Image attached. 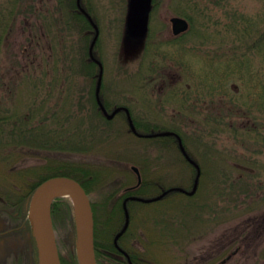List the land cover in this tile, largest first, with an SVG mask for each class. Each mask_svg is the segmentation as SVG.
<instances>
[{
	"label": "rangeland",
	"instance_id": "374dc122",
	"mask_svg": "<svg viewBox=\"0 0 264 264\" xmlns=\"http://www.w3.org/2000/svg\"><path fill=\"white\" fill-rule=\"evenodd\" d=\"M38 1L19 0L18 8L14 9L11 14L10 10L16 5L15 1L0 0V118H5L9 110H15V102H12V105L9 104L11 97L17 96L21 99L22 93H19V88L15 90L19 83L13 82V77H15V72H18L19 66L24 63L25 58L31 55L29 49L34 47L41 52L42 48L50 47L49 35L43 36V39L40 40L42 46L37 45L34 42L35 39L39 34L46 33L47 29L52 30L54 34L55 32L62 33L60 28L66 18L67 10L62 12V21L53 23L56 18H59V14H54L55 9L58 8V2L51 0L48 3H38ZM85 1L91 8L92 17L95 18V23L99 28V38L94 54L103 64L104 98L111 104L113 102L124 103L133 107L134 119L139 122H143L142 117L147 110V102L154 104L157 101H162L165 105L164 112L168 116L172 115L171 120L163 122L164 127H178L188 138L193 134L195 122L178 115L181 109L179 97L189 96L187 100H190L191 92L199 86L200 90L204 89L201 90L199 99H207L208 95L205 92L207 86L204 82L219 79L220 73L231 67V62L233 65L236 63L239 65L238 62L242 61L245 66H248L249 73L251 70H261L264 66L259 57L264 55V48L262 47V52L259 51L260 55L255 48L260 45L262 36H264V0H153L154 8L150 15L149 31L146 35H136L128 30L127 18L130 0ZM29 8L35 10V15L31 14L33 15L31 16L28 13ZM40 11L46 14L53 13L54 20H51L52 23L47 29L39 18ZM172 16H181L190 22L189 31L181 38L177 39L172 36L170 23ZM240 28L243 30L241 31ZM241 33H243L242 36ZM65 35L67 36L65 40L67 41V58L64 60L65 65H61V68L67 75L73 68L74 58L78 62L80 61L81 55L85 53L86 45L83 40L81 41V35L72 30L68 24ZM197 35L202 37H197ZM53 36L51 35V38ZM60 39L61 37H59V42ZM32 42H34V46ZM255 42L258 44L255 45V49H251ZM229 49L232 50L231 54L227 52ZM45 52L49 53V49H46ZM226 52L227 54L224 56ZM230 55H232L231 61L226 64L225 60ZM41 60L42 58L39 62ZM50 62H53V59ZM53 66V63H49L46 69L49 75L52 74ZM73 69L79 73L80 66ZM41 70H45V68L42 67ZM233 72L238 73L239 71L234 70ZM97 74L99 75V69ZM74 83L78 84L77 86H84L85 79L82 72L76 74ZM229 83L236 85L238 87V91L235 90L236 93L238 94L240 91L239 94L243 96L241 90L247 86L242 77L235 74L231 76ZM6 87L8 88L6 89ZM175 89H177V95L173 96ZM182 91L186 92L183 96L179 94ZM232 92L234 93V90ZM185 103H187L185 110L192 112L193 102ZM20 107L24 111L28 110L27 105L20 104ZM153 110L155 114L158 113L155 107ZM184 115L188 116L186 112ZM157 117L159 118V116ZM101 122H103L102 119ZM231 123L233 127H239L240 121L232 119ZM218 127H225V125ZM101 132L104 137L96 136L97 141L92 144L90 150L74 153L69 151L70 149L50 150L46 147L47 150H44L35 145L30 147L20 142L7 146L0 144V197L8 194L13 198L10 200L14 201L17 199L16 195L22 184L29 185L40 180L58 170V164L70 161L92 164V167L101 168L107 172L106 176L98 179L97 184V180H91L93 192L89 194V197L91 203L93 201L98 208L100 207L99 202L115 186L120 187L115 195V198H118L128 185L135 184L136 175L132 166L141 167L145 178L154 180L162 178L167 182L182 178V180H189L194 174L190 167L188 168L182 163L179 165L178 150L160 152L152 140L136 137L130 125L123 119L115 118L107 124L104 123L101 131H98L97 134ZM10 133H13L11 128L0 129V134H5L9 140L12 139ZM109 135H111L110 138ZM68 136L71 137L72 133ZM228 138L229 136L225 135L223 140H226L227 143ZM187 142V145L191 147V140H187ZM202 166H206V164L202 163ZM109 168L114 169L112 173L108 170ZM221 170L223 172V168ZM207 172L208 169H203L205 175ZM223 175L224 179L228 178L225 174ZM233 175H238V171L233 170ZM245 175L247 176V174ZM103 180L110 183L105 182V185H102ZM128 182L130 183L128 184ZM216 184L219 194L227 193L224 183L216 181ZM251 184L252 182L248 180L246 186H249L247 189L250 192ZM242 188L238 182L233 186L232 193L239 194ZM253 188L258 191L261 189L255 186ZM253 193L255 192L253 191ZM182 196V194L173 191L171 192L172 203L158 200L136 204L137 213H144L136 215L133 220V222L135 221L133 226H138L144 231L139 240L146 241L147 220H143L145 216L159 217L160 209L162 213L167 212L171 217H180V213L186 211L183 213L185 223L187 226L193 224V209L183 211L179 209V199L188 200ZM31 201L32 194L24 201V209L30 210ZM59 202L60 206L66 202L71 204L69 199L67 201V199L59 198ZM111 204L109 201L104 206L106 216L111 213ZM1 205L5 206L6 204L2 203ZM59 212L62 216L64 215L63 209H60ZM68 214V212L65 214L66 218L59 216L54 222V228L59 242V251L62 254L61 259L71 261L76 252L77 231L75 230L76 217L74 219L73 216L70 222ZM0 215L5 216L3 211H0ZM108 216H104L102 219L108 220ZM139 216L142 218L139 219ZM28 224H30V231L35 235L32 224L27 222V226ZM6 226L10 228L9 223H6ZM27 226L24 229L23 238L19 235L12 242L7 243L11 236H0V264H31L29 257L31 254L33 258L35 256L34 242L32 241L34 238H32V233L27 232L28 239H26ZM11 245L13 249H11ZM2 254L3 257H1ZM248 255L247 264H259V261L264 264V251L250 250ZM169 261L170 259L163 254L162 262L169 264Z\"/></svg>",
	"mask_w": 264,
	"mask_h": 264
},
{
	"label": "flooded vegetation",
	"instance_id": "af4514ba",
	"mask_svg": "<svg viewBox=\"0 0 264 264\" xmlns=\"http://www.w3.org/2000/svg\"><path fill=\"white\" fill-rule=\"evenodd\" d=\"M50 1L40 0L38 3ZM65 1V4H71L70 0ZM153 8L154 6H152V10ZM77 11L81 13L79 10ZM68 12L70 13L67 10ZM240 30L243 29L240 28ZM185 34L179 36L172 34V36L178 39ZM197 37L202 36L197 35ZM257 44L255 42L251 49ZM262 47L264 48V36H262L260 45L255 47L258 54L259 51L262 52ZM227 52L231 54L232 50L229 49ZM239 55L243 57L241 54ZM230 57L232 55L225 60L226 64L230 63ZM259 57L264 65V55ZM244 64L241 61L239 65H233L231 62V67L223 70L219 79L204 82L207 86L205 90L208 95L207 99H199L201 90H204H200L199 86L191 92L190 100H187L189 96H183L185 91L179 93L183 97H179L181 109L178 115L195 122L193 134L188 138L178 127H164L163 122L171 120L172 115L168 116L164 112L165 105L162 101H157L154 104L147 102V110L142 117L143 122L138 121L146 132H139L140 135L133 134L139 139L152 140L157 150L162 153L172 149L178 150L179 165L182 163V165L190 167L194 174L189 180H182V178L170 182L162 178L158 180L145 178L146 182H143L142 178V182L137 188H135V184L128 185L120 197L111 196L109 198L111 203H122V211H117V227L120 226L121 220L124 218L122 226L118 230L117 227L115 228L113 239L125 224L124 202L127 203L129 209L130 224L126 232L120 236L118 246L112 242L111 252L106 255L100 254L104 263L166 264L162 262V256L165 254L170 259L169 264H247L248 251H264V66L261 70H251L249 73L248 66ZM234 70L239 72L234 73ZM235 74L242 77L247 86L241 90L243 96L239 94L240 91L238 94L236 93L238 91L236 85L229 83L231 76ZM172 95H177V89L173 91ZM191 101L193 102L192 112L185 110L187 107L185 102ZM121 106L128 109L134 121L135 113L133 107L129 105L118 103L114 107L107 108V111L112 112ZM153 107L157 109L158 113L155 114ZM185 112L188 116L184 115ZM115 118L123 119L129 125V116L125 109L120 110L113 119ZM232 119L240 121L239 127H233ZM219 125H225V127H218ZM176 126L178 125L176 124ZM163 131H172L175 135H170L171 138L166 136L147 137L150 134ZM176 135L181 138L185 152ZM225 135L229 136L227 143L226 140H223ZM187 140H191V147L187 145ZM202 163H205L206 166H202ZM203 169H208L207 175L203 173ZM217 169L220 172L216 171ZM233 170H237L238 175L232 176ZM134 173L136 175L135 171ZM223 174L228 178L224 179ZM198 175L195 193L187 194L188 191L194 189ZM136 180L139 179L136 177ZM248 180L252 182L251 192L247 189L249 186H246ZM216 181L224 183L226 194H219L216 190V186H218ZM238 182L243 188L239 194H233L232 188ZM253 186L260 187V191L254 189ZM173 188L183 189V191L176 192L188 200L179 199V209L182 211L193 209V224L187 226L185 223L183 213L186 211L181 212L180 217H171L169 213H162L160 209L161 217L145 216L143 220H147L146 241L139 240L144 231L138 226H133L135 224L133 220L136 215L144 214L137 213L136 204H142V202L129 200V198L136 195L135 193L139 189L145 192L149 198H155ZM125 192H130V194H125ZM171 192L173 191L164 195L160 200L172 203ZM104 212V207H101L99 214L102 215ZM141 218L139 216V219ZM99 226V236L105 240L107 224L102 219ZM102 240V244H105L103 247H106L107 241ZM105 257L111 259L112 262H108ZM259 264H262V261H259Z\"/></svg>",
	"mask_w": 264,
	"mask_h": 264
},
{
	"label": "trees",
	"instance_id": "16d2710c",
	"mask_svg": "<svg viewBox=\"0 0 264 264\" xmlns=\"http://www.w3.org/2000/svg\"><path fill=\"white\" fill-rule=\"evenodd\" d=\"M14 1L16 5L10 10L11 14L14 9L18 8L19 0H13V2ZM59 1L60 0H57L58 8L54 11V14H59V18H56L53 23L62 21V12L64 13V10L70 11V18L69 14L66 13V18L63 20V25L60 28L62 33L55 32L54 34L52 30L47 29L52 23L51 20H54L53 13L49 12L46 14L42 11L39 12L40 14L38 13L44 27L47 29V34H39L34 42L37 45L42 46L40 40L43 39V36L46 37L49 35L51 39L50 47L42 48L40 52L38 48L33 47L29 49L28 46V49L31 51V55L25 58L24 63L19 66L20 68L18 72H15L14 74L15 77H13V82L19 83V86L15 90L19 88V93L21 92L22 95L21 99H19L17 96L13 97L16 100L15 101L13 99V102L16 104V108L15 110L12 109L8 111L7 114L9 115H7L6 120L0 118V129L11 128L13 130V133H10L12 136L11 140H9L5 134H0V144H2L1 146L12 145L20 142L25 145H29L30 147L39 144L41 147L63 150L67 148L71 149L74 145H76L77 150L75 152H82L91 149L92 144L97 141L96 136L104 137L102 132L99 134L94 133L92 136L88 137L90 141H87L86 147L80 145L82 141L81 134L86 132L101 131L104 123L107 124L110 121L103 116L101 110L98 107L95 96L98 80V66L89 58V47L95 35L94 29L88 18L84 14L76 11L75 0H70L71 4L69 5L65 4L66 1ZM83 1L87 12L92 16L91 8L88 6L85 0ZM34 11L35 10L32 8L28 9V13H30V15H35ZM68 18L69 21H67ZM93 20L95 21V18ZM67 24L68 26L70 25L72 30L81 35V41L83 40L86 45L85 53L81 55L80 61L78 62L77 59L74 58L72 66L73 68L80 66L79 73L81 74L82 72V75H84V86H77L78 84L74 83V80H76V74H79L77 70L72 68L69 70L67 75H65L63 68H61V65H65L64 60L67 58V41H65L67 37L65 35ZM51 35H54L53 38H51ZM59 37H61L60 42L58 41ZM34 42H32L33 46ZM46 49H49V53L45 52ZM39 58H42L40 62ZM51 59H53V62H50ZM49 63L54 64L52 74L50 75L46 70L49 66ZM42 67L45 68V70H41ZM7 88L8 87H6V89ZM101 96L104 98V87L101 91ZM104 100L107 104V108H111L109 102L106 99ZM20 104L27 105L28 110H22ZM23 112L26 113L23 114ZM101 119L103 122H101ZM135 123L136 126L140 127V123H138L137 120ZM66 127L68 129H66ZM63 128H65L64 132L62 131ZM71 133L72 136L69 137L68 135ZM110 136L111 135H109V138ZM167 138L171 137L169 136ZM37 141L39 142L36 143ZM70 141H72L71 146H64L69 145ZM83 165L84 163L76 161L58 164L59 169L55 170L50 175L43 177L40 180H36L29 185L22 184L16 195L17 199L14 201L10 200L13 198L8 194L0 197V211H3V214H5V216L0 215V218H2L4 221H9V216H11L10 218L15 219V227L12 229H17L21 226L24 227L26 222L31 218L29 211L24 209V201L38 188V186H40V184L52 177H72L79 181L83 187L89 191V185L92 186V188L93 185L91 184V180L85 179H96V177H98L101 172H99L96 167H92V164H86L87 170L85 171L88 172L85 174V176H83L81 175ZM98 181L99 180L96 181V184ZM26 186H28V188H26ZM135 194L142 195L143 192L141 189H139ZM8 200L10 201L8 202ZM107 202H109V198L105 197L99 203L100 206L104 207ZM2 203H5L6 205L3 206L1 205ZM59 203V199H57L54 201L52 206L54 222L57 220V218H59V216H62L59 212L60 209H63L64 212L62 218H66L67 215L65 214L68 212L69 220L71 222L73 217L72 205L66 202L60 206ZM120 205V203L118 206L117 204H114V209L108 216L107 220V232H105L106 238L105 240H102L99 236V223L101 221L99 208L93 203L95 223L94 247L96 258L99 264H106L103 262V258L100 257V254L103 253L106 255L112 250L114 231H116L115 228L117 227V225H115L117 224L118 219L117 211H122V207ZM17 217L20 219V221L17 220ZM4 221L0 224V235H11V228L3 229ZM100 239L105 242L107 241L106 247H103L105 244H102ZM35 251L37 255H35L34 258L31 255L29 257L31 264H39L38 248L36 244ZM105 259L108 262H112L111 259H108L107 257H105ZM61 260L62 264H79L78 258L75 255H73V260L71 261H66L64 259Z\"/></svg>",
	"mask_w": 264,
	"mask_h": 264
},
{
	"label": "water",
	"instance_id": "95a60500",
	"mask_svg": "<svg viewBox=\"0 0 264 264\" xmlns=\"http://www.w3.org/2000/svg\"><path fill=\"white\" fill-rule=\"evenodd\" d=\"M78 0V5L87 16L90 23L95 29V36L91 43L89 54L92 60L97 62L100 67L99 78L96 88L97 101L107 119H112L115 114L120 111L121 108L114 110L109 114L105 107L103 106L100 99V90L103 79V65L94 57V46L99 37V28L91 18V16L82 9ZM151 11V0H130L129 3V13L127 19V27L131 33L134 34H145L148 31L149 24V14ZM172 32L174 35H180L186 32L189 28V23L187 20L181 17H173L171 19ZM129 122L132 131L136 132L133 120L126 109ZM173 132H163L151 136H168L173 135ZM179 138V137H178ZM179 143L183 148L181 139L179 138ZM184 152L185 149L183 148ZM139 175V170L134 168ZM140 177V175H139ZM198 184V178L194 189L189 192V194H194ZM59 191H65L74 202L76 217H77V252L79 264H97L95 258L94 250V221L93 213L91 209V204L89 198L83 189V187L75 180L71 178L64 177H54L48 179L43 184H41L36 190L33 197L32 204V217L33 224L36 231V237L40 250V264H61L56 239L53 231L52 220H51V205L54 198L58 195ZM164 195V194H163ZM163 195L156 199L161 198ZM143 201H150L144 200ZM128 217V216H127ZM128 220L126 222L123 230L117 235L115 243L117 244L118 238L126 230L128 226Z\"/></svg>",
	"mask_w": 264,
	"mask_h": 264
},
{
	"label": "bare ground",
	"instance_id": "6f19581e",
	"mask_svg": "<svg viewBox=\"0 0 264 264\" xmlns=\"http://www.w3.org/2000/svg\"><path fill=\"white\" fill-rule=\"evenodd\" d=\"M60 1H65V0H60ZM77 1V2H76ZM75 2L77 3V5H76V11L77 10H79L81 13H83V11L81 10V8L79 7V5H78V0H75ZM80 5H81V7H82V9H84L86 12H87V10H86V8H85V6H84V3H83V0H81L80 1ZM88 13V12H87ZM84 14V13H83ZM89 14V13H88ZM103 83H102V85H101V90H100V99H101V102H102V104H103V106L105 107V109H106V111H107V104H106V102H105V98H103L102 96H101V91H102V89H103ZM95 96H96V93H95ZM105 96V95H104ZM96 98H97V96H96ZM14 98L13 97H11V100H9V104L10 105H12V102L15 100H13ZM16 101V100H15ZM98 104V106L100 107V105H99V103H97ZM109 104L111 105V107H114V105L115 104H118V103H110L109 102ZM124 104V103H123ZM16 108V107H15ZM101 108V107H100ZM118 108H121L120 110H122V109H127V108H125V107H117L116 109H118ZM109 109V108H108ZM116 109H114V110H116ZM113 110V111H114ZM128 110V109H127ZM67 111H69V110H67ZM112 111V112H113ZM112 112H109V113H112ZM119 112V111H118ZM117 112V113H118ZM116 113V114H117ZM115 114V115H116ZM9 115V114H8ZM6 118H7V116L5 117V118H3L4 120H6ZM66 129H68L67 127H66ZM62 131L64 132L65 131V128H63L62 129ZM136 131L139 133H143V132H146L145 131V128L144 127H142V126H140V127H138V126H136ZM97 132L98 131H95V132H86V133H84V134H81V136H82V141H81V143H80V145L81 146H83V147H86V145H87V141H90V139H88V137L89 136H92L94 133L95 134H97ZM49 140V139H48ZM39 141H37L36 143H38ZM71 143H72V141H70L69 142V145H64V146H71ZM41 145H43V144H41ZM43 146H45V145H43ZM50 146V145H49ZM36 147H38V148H41V149H44V150H47V149H50V148H47V149H45L46 147H41V146H39V144H37L36 145ZM67 149H69V148H67ZM39 150V149H38ZM50 150H53V148L52 149H50ZM54 150H57V149H54ZM58 150H61V149H58ZM77 150V146L76 145H74L69 151H72L73 153L75 152ZM83 163V162H82ZM85 165H83V169L81 170V175H83V176H85V174L88 172V171H85V170H87V166L86 167H84ZM101 167H104V166H102L101 165ZM97 170L99 171V172H101V174L98 176V177H96V179H93V178H90V179H85V180H98V179H100L102 176H106V174H107V172L104 170V169H101V168H97ZM108 170H110V172L112 173V171L114 170V169H111V168H109ZM57 177H64V178H66V177H68V176H57ZM135 177H137V176H135ZM68 178H71V179H73V180H76V179H74V178H72V177H68ZM48 180V179H47ZM59 196H62V195H68L65 191H59L58 193H57Z\"/></svg>",
	"mask_w": 264,
	"mask_h": 264
}]
</instances>
